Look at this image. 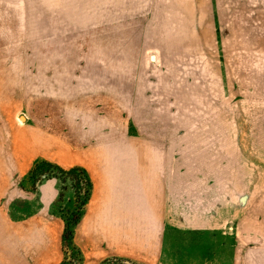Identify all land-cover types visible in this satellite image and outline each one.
Returning <instances> with one entry per match:
<instances>
[{"label":"rangeland","instance_id":"rangeland-1","mask_svg":"<svg viewBox=\"0 0 264 264\" xmlns=\"http://www.w3.org/2000/svg\"><path fill=\"white\" fill-rule=\"evenodd\" d=\"M125 41L134 45L116 44ZM88 69L100 78H90L85 97L64 85L72 71ZM128 69L161 71L179 105L164 118H179L186 136L208 133L213 123V135L224 134L214 141V148L223 144L224 169L251 170L264 182V0H0V264H83L63 230L79 205L75 184L63 189L61 166L30 156L28 139L36 131L71 132L46 122L60 123L61 113L71 121V108L77 100L89 105L107 70ZM111 111L115 124L98 128L125 133L135 111ZM47 179L63 191L48 214L41 200ZM255 189L264 193V185ZM38 211L42 218H31Z\"/></svg>","mask_w":264,"mask_h":264},{"label":"crops","instance_id":"crops-1","mask_svg":"<svg viewBox=\"0 0 264 264\" xmlns=\"http://www.w3.org/2000/svg\"><path fill=\"white\" fill-rule=\"evenodd\" d=\"M89 70L72 71L64 85L85 97L90 78H100L98 72L86 75ZM119 73L107 70L101 77L106 81L98 80L89 91L95 94L89 105L77 100L71 108L76 111L71 121L61 113L60 123L46 122L73 126L71 132L36 131L28 139L30 156L65 169L82 167L91 179V196L74 236L83 264H105L110 258L135 264H264V193L255 189L264 182L251 170L224 169L223 144L214 148L216 137L223 141L224 134L213 135V123L206 125L208 133L186 136L179 118H164L179 105L171 88L161 84V71ZM122 109L135 111L125 133H102L100 125L115 124L109 122L111 110ZM57 196V181L47 179L41 188L44 213ZM40 211L31 218H42ZM52 230L46 229L50 237ZM53 254L42 256L52 259Z\"/></svg>","mask_w":264,"mask_h":264},{"label":"trees","instance_id":"trees-1","mask_svg":"<svg viewBox=\"0 0 264 264\" xmlns=\"http://www.w3.org/2000/svg\"><path fill=\"white\" fill-rule=\"evenodd\" d=\"M57 169L63 175V181L66 183L62 185L63 189L69 188V186L74 183V187L78 192V203L76 207V212L74 213V217L69 220L66 219L65 231H64V240L67 244L73 243L74 230L75 226L80 222L85 206L90 199L91 191H92V182L91 179L86 172V170L82 167H73L71 169H63L57 166ZM63 195L62 189L59 187L58 199H61ZM107 264V263H105Z\"/></svg>","mask_w":264,"mask_h":264}]
</instances>
